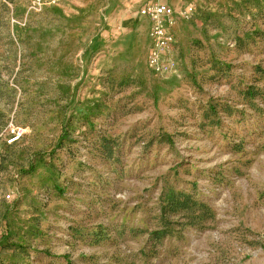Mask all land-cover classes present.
<instances>
[{"label": "rangeland", "instance_id": "obj_1", "mask_svg": "<svg viewBox=\"0 0 264 264\" xmlns=\"http://www.w3.org/2000/svg\"><path fill=\"white\" fill-rule=\"evenodd\" d=\"M28 3L0 0V264H264V0Z\"/></svg>", "mask_w": 264, "mask_h": 264}, {"label": "built area", "instance_id": "obj_2", "mask_svg": "<svg viewBox=\"0 0 264 264\" xmlns=\"http://www.w3.org/2000/svg\"><path fill=\"white\" fill-rule=\"evenodd\" d=\"M63 0H28L29 8L35 12H41L45 7L55 6ZM139 15L150 23L149 38L152 43L151 64L159 66L160 52L173 42L171 27L174 23L175 11L173 7L163 2H152L143 5ZM22 131H11L9 144L20 140Z\"/></svg>", "mask_w": 264, "mask_h": 264}, {"label": "trees", "instance_id": "obj_3", "mask_svg": "<svg viewBox=\"0 0 264 264\" xmlns=\"http://www.w3.org/2000/svg\"><path fill=\"white\" fill-rule=\"evenodd\" d=\"M174 204V203H173Z\"/></svg>", "mask_w": 264, "mask_h": 264}]
</instances>
